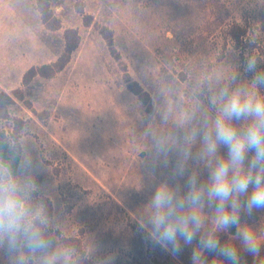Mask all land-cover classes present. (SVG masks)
I'll use <instances>...</instances> for the list:
<instances>
[{
	"label": "rangeland",
	"instance_id": "obj_1",
	"mask_svg": "<svg viewBox=\"0 0 264 264\" xmlns=\"http://www.w3.org/2000/svg\"><path fill=\"white\" fill-rule=\"evenodd\" d=\"M37 1L0 0V138L32 161L50 247L0 244V264H190V246L173 256L135 223L149 132H178L194 100L250 79L247 58L264 69V0H49L51 28ZM242 223L264 232V210Z\"/></svg>",
	"mask_w": 264,
	"mask_h": 264
},
{
	"label": "clouds",
	"instance_id": "obj_2",
	"mask_svg": "<svg viewBox=\"0 0 264 264\" xmlns=\"http://www.w3.org/2000/svg\"><path fill=\"white\" fill-rule=\"evenodd\" d=\"M246 71L247 81L238 82L237 73L218 84L208 106L194 100L176 122L178 132H149L142 170L152 190L135 223L173 256L190 246V264H244L242 253L264 264V232L242 223L264 210V69L249 57ZM159 166L170 167L167 178H156ZM31 169L30 159L20 171L0 161V244L47 254V218L34 201ZM53 259L46 255L43 264Z\"/></svg>",
	"mask_w": 264,
	"mask_h": 264
},
{
	"label": "trees",
	"instance_id": "obj_3",
	"mask_svg": "<svg viewBox=\"0 0 264 264\" xmlns=\"http://www.w3.org/2000/svg\"><path fill=\"white\" fill-rule=\"evenodd\" d=\"M36 8L40 13L43 24L48 28L53 27L57 20L49 9V0H38ZM239 29L244 33L243 28ZM0 161L10 164L17 171L20 166V155L18 150L3 138H0Z\"/></svg>",
	"mask_w": 264,
	"mask_h": 264
}]
</instances>
